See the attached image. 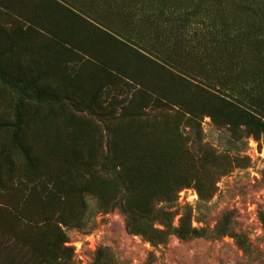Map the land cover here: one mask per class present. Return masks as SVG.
Masks as SVG:
<instances>
[{
	"label": "rangeland",
	"instance_id": "rangeland-1",
	"mask_svg": "<svg viewBox=\"0 0 264 264\" xmlns=\"http://www.w3.org/2000/svg\"><path fill=\"white\" fill-rule=\"evenodd\" d=\"M14 20L28 29L20 38L27 51L11 70L30 73L35 53L44 55L59 71L55 86L70 85L84 103L73 112L56 106L54 121L71 123L66 133L53 126L58 147L41 174L62 188L51 170L74 130L109 139L136 215L128 229L119 209H102L90 192L83 223L65 228L67 242L50 250L41 209L6 185L0 264H45L44 255L64 264H264V133L247 135L237 107L223 101L264 118V0H0V46L11 43ZM222 25L237 37L208 44L211 35L201 34ZM76 178L113 194L100 174ZM62 203L77 207L76 194Z\"/></svg>",
	"mask_w": 264,
	"mask_h": 264
},
{
	"label": "trees",
	"instance_id": "trees-1",
	"mask_svg": "<svg viewBox=\"0 0 264 264\" xmlns=\"http://www.w3.org/2000/svg\"><path fill=\"white\" fill-rule=\"evenodd\" d=\"M218 7L224 16V7H221L220 4ZM249 10L252 9L249 8ZM15 20V28L9 33L11 43L5 47L0 46V191L5 190L6 185L14 184L24 197L33 200L36 208L41 209L39 221L41 238L45 241L44 245L50 250L56 244L67 242L65 228L83 223L88 208L87 195L90 192L97 196L98 205L102 206V209H119L126 217V228H131L132 217L136 212L127 202L130 186L123 169L113 163L117 154L115 151H111L109 139L102 141L100 136H90L89 134L81 137L74 130L72 138L69 139L68 154L60 158L61 164L51 170V174L58 179V182H61L58 185H63L62 188L59 189L56 182L50 181L51 183H49L44 177L45 174H41L54 154L55 148L58 147V138L56 134L52 133L53 126L60 127L61 131L66 133L69 129L68 123H71L68 119L58 123L54 121L56 106L67 110L71 108L68 111L73 112L84 107V105L82 106L84 103L78 100L79 96L76 92L69 90L70 85L64 89L55 86L53 78L59 74V71L46 65L43 60L44 55L38 56L39 53L36 52L33 58V52L37 48L31 50L34 68L31 69L32 71L30 70V73L22 71L20 66L18 67L20 70H11L13 63L18 66V61L12 60L15 54L18 53L22 56L26 53L25 50L27 51L20 38L28 29L19 27ZM258 29L260 34L264 35V28L258 27ZM236 30L238 31L239 28ZM206 32L211 36L205 41L214 47H226L227 38L231 40L232 37H237V34L227 37L229 34L228 31L226 33L224 25L222 27L214 26L212 30H206L200 34L206 36ZM243 32L244 30L241 29V34ZM247 32L251 33L250 30ZM220 33L225 36L220 39L213 37ZM14 40L16 42H12ZM227 85L226 82L221 83L216 89L220 90L219 88H224ZM81 95H84L83 91H81ZM6 97L7 105L4 104L5 107L3 103ZM223 99L225 107H237L235 108L237 117L241 119L240 124L245 127L244 131L247 135L264 133V118L257 117L249 109L238 108L240 103L232 102L233 99L227 95ZM87 109L93 114L101 111L100 108L88 107ZM3 112L5 113L4 117L2 116ZM123 113L127 114L125 109ZM195 115L194 112L191 119H195L197 117ZM211 118L214 121L220 119L219 115L211 116ZM64 164L73 165V167ZM88 171L91 177L97 173L107 178L113 194L110 196L107 190L100 188V192L90 191L85 183L77 180L76 177H83ZM38 188V195H33L32 191ZM176 190L177 188L169 193L168 199ZM74 194L77 196V207H68L62 203ZM235 237L238 244L242 245L243 239L237 235ZM63 250L68 253L69 248L63 246ZM41 260L45 264H64L65 262V258H51L48 255L42 256Z\"/></svg>",
	"mask_w": 264,
	"mask_h": 264
}]
</instances>
